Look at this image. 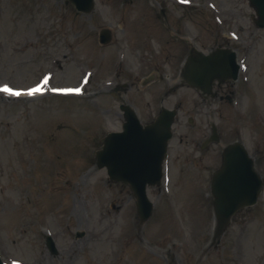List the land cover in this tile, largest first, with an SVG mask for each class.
<instances>
[{"label": "rangeland", "instance_id": "374dc122", "mask_svg": "<svg viewBox=\"0 0 264 264\" xmlns=\"http://www.w3.org/2000/svg\"><path fill=\"white\" fill-rule=\"evenodd\" d=\"M249 2L93 0L81 12L68 0H0L3 264H264V184L217 245L210 194L235 140L264 181V28ZM192 46L231 50L240 65L208 101L179 82ZM4 87L38 91L10 99ZM128 107L142 124L179 110L143 224L130 189L95 159ZM213 125L219 143L204 150Z\"/></svg>", "mask_w": 264, "mask_h": 264}, {"label": "water", "instance_id": "95a60500", "mask_svg": "<svg viewBox=\"0 0 264 264\" xmlns=\"http://www.w3.org/2000/svg\"><path fill=\"white\" fill-rule=\"evenodd\" d=\"M68 1L81 12H90L94 6L93 0ZM249 1L258 16L257 25L263 28L264 0ZM102 34V42L108 43L107 34ZM238 70L235 55L230 52L217 51L207 57L193 50L185 66L184 78L189 85L208 93L216 80L225 82L236 79ZM173 118L174 113L164 110L157 123L143 130L136 123L135 117H131L129 130L126 126L125 134L112 135L103 140V150L97 153L98 166L107 168L111 181L130 185L142 223L152 213V205L146 197V186L160 184L161 166L167 142L171 138ZM120 136L123 139L116 141ZM262 187L263 181L245 149L240 145L229 147L224 154L223 168L214 178L212 189L217 219L216 244L229 226L231 218L241 209L257 203Z\"/></svg>", "mask_w": 264, "mask_h": 264}, {"label": "bare ground", "instance_id": "6f19581e", "mask_svg": "<svg viewBox=\"0 0 264 264\" xmlns=\"http://www.w3.org/2000/svg\"><path fill=\"white\" fill-rule=\"evenodd\" d=\"M84 87H85V86H84ZM5 88H7V87H4V89H5ZM7 89L9 90L8 92L3 91V92H2L3 94H2V93H1V94H2V95L5 94L4 96H5L6 98L15 99V98H13V96H14V95L12 94L13 91H12L11 89H9V88H7ZM257 108H259V107H257Z\"/></svg>", "mask_w": 264, "mask_h": 264}, {"label": "snow or ice", "instance_id": "6c2138e0", "mask_svg": "<svg viewBox=\"0 0 264 264\" xmlns=\"http://www.w3.org/2000/svg\"><path fill=\"white\" fill-rule=\"evenodd\" d=\"M3 91H5V92H8L9 90L7 89V88H5V89H3ZM36 91H38V89L36 90ZM13 95H19V93H12ZM32 93L30 92L29 93V95H31Z\"/></svg>", "mask_w": 264, "mask_h": 264}, {"label": "flooded vegetation", "instance_id": "af4514ba", "mask_svg": "<svg viewBox=\"0 0 264 264\" xmlns=\"http://www.w3.org/2000/svg\"><path fill=\"white\" fill-rule=\"evenodd\" d=\"M233 142H234V141H233ZM231 143H232V142H231ZM209 145H210V144H208V145L206 146V148L209 147ZM201 148L203 149V146H202ZM204 150H205V148H204Z\"/></svg>", "mask_w": 264, "mask_h": 264}]
</instances>
